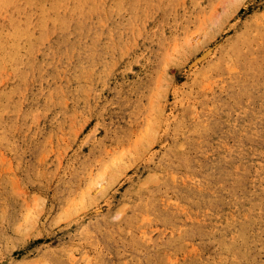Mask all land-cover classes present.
<instances>
[{"label":"rangeland","instance_id":"rangeland-1","mask_svg":"<svg viewBox=\"0 0 264 264\" xmlns=\"http://www.w3.org/2000/svg\"><path fill=\"white\" fill-rule=\"evenodd\" d=\"M0 50V264H264V0H0Z\"/></svg>","mask_w":264,"mask_h":264},{"label":"bare ground","instance_id":"bare-ground-1","mask_svg":"<svg viewBox=\"0 0 264 264\" xmlns=\"http://www.w3.org/2000/svg\"><path fill=\"white\" fill-rule=\"evenodd\" d=\"M51 9V8H50ZM39 14H41V13H39ZM41 19V18H40ZM42 20V19H41ZM48 22V21H47ZM14 24V23H13ZM39 25V24H38ZM45 27V26H44ZM43 28V27H42ZM27 31V30H26ZM31 39H32V37H31ZM40 39V38H39ZM21 41V40H20ZM51 41V40H50ZM11 47V46H10ZM1 51V50H0ZM31 55V54H30ZM25 59V58H24ZM65 60V59H64ZM71 61V60H70ZM73 68V67H72ZM73 70V69H72ZM17 79V78H16ZM70 79H71V77H70ZM20 82V81H19ZM19 84V83H18ZM34 84V83H33ZM24 85V84H23ZM11 91V90H10ZM7 94V93H6ZM20 94V93H19ZM60 131V130H59Z\"/></svg>","mask_w":264,"mask_h":264}]
</instances>
